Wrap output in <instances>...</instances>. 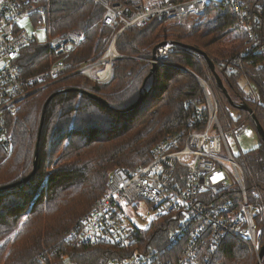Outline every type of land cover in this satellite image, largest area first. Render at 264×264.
I'll return each instance as SVG.
<instances>
[{"label": "trees", "instance_id": "16d2710c", "mask_svg": "<svg viewBox=\"0 0 264 264\" xmlns=\"http://www.w3.org/2000/svg\"><path fill=\"white\" fill-rule=\"evenodd\" d=\"M239 1L254 19V42L248 41L250 29L238 14L236 1L211 0L202 22L166 26L152 18L120 33L115 49L122 57L113 61L109 81L73 74L31 94L16 115L8 117L13 147L0 159V264H106L130 258L136 249L144 253L149 247L159 250L157 264L180 262L190 230L167 247L178 225L171 215L137 231V244L128 250L110 243L67 242L64 235L105 196L114 168L134 172L150 162L153 148L169 135L206 127L205 118L195 115L205 104L199 77L216 91L223 126L227 127L228 118L234 124L247 120L257 131L247 112L230 103L203 56L177 51L171 64H159L151 73L152 65L144 59L165 40L205 53L235 100L245 99L241 78L246 77L259 93L247 104L264 128V0ZM46 11L52 35L75 32L82 37L69 58L73 70L100 59L115 34L103 23L105 8L94 0H47ZM52 62L49 43L37 41L23 48L18 58L28 75L45 71ZM60 88L70 90L50 101L41 124L46 100ZM144 93L134 109L125 111ZM234 109L237 119L230 116ZM257 135L259 145L236 159L248 198L258 206L255 220L264 241V142ZM38 140L36 174L20 183L34 170ZM199 257L201 264H257L251 244L231 234L214 251L204 246Z\"/></svg>", "mask_w": 264, "mask_h": 264}, {"label": "built area", "instance_id": "2783aa9c", "mask_svg": "<svg viewBox=\"0 0 264 264\" xmlns=\"http://www.w3.org/2000/svg\"><path fill=\"white\" fill-rule=\"evenodd\" d=\"M46 1L0 0V159L9 155L13 147L8 132V117L18 112L28 96L61 81L72 72L74 64L69 58L83 41L75 32L52 35ZM94 1L105 8L103 23L112 27L115 34L102 59L92 64L94 67L106 62L107 77L100 78L92 72L88 76L106 82L112 76L113 61L121 57L115 49V41L120 33L131 26H141L152 18L170 22L195 14L204 15L211 0H147L146 3L144 0ZM214 1L227 3L230 0ZM234 1L245 27L250 29L248 41L257 38L252 29L254 19L249 8L239 0ZM28 18L36 30H44L48 34L53 57L48 69L33 75L26 74L18 63L21 50L37 41L23 26V21ZM251 46L249 49H252ZM179 49L199 56L198 52L178 42L165 41L155 47L150 58L144 60L151 65L163 64ZM240 61V57H237L236 62ZM85 69L81 67L78 71ZM205 88L209 89L208 86ZM244 88L247 97L253 98L248 87ZM195 115L200 120L205 118V128L169 135L153 148L150 162L134 172L114 168L107 180L105 196L80 218L64 239L87 244H117L124 250L131 249L137 244L135 236L139 229L131 226L117 197L126 203L140 198L153 206L154 219L166 215L177 219L176 231L167 247L190 230L183 257L177 264H201L199 254L202 248L208 245L214 251L228 234L252 243L258 251L262 241V230L255 221L258 206L248 198L242 168L232 155L227 141L229 136H240L249 124L232 126L228 118L227 127L223 128L218 119L217 105L212 101H208L207 106L199 107ZM230 115L236 119V115ZM224 151L228 154H223ZM132 255L106 264H157L160 260L159 250L155 247H149L144 253L136 249Z\"/></svg>", "mask_w": 264, "mask_h": 264}, {"label": "rangeland", "instance_id": "374dc122", "mask_svg": "<svg viewBox=\"0 0 264 264\" xmlns=\"http://www.w3.org/2000/svg\"><path fill=\"white\" fill-rule=\"evenodd\" d=\"M147 0H144V3H146ZM205 15V14H204ZM204 15H193V16H190L189 18H185V19H177L175 21H163V23L166 25V26H169L171 24H174V23H178V22H186L190 25L191 23H199V22H202L204 21L205 19V16ZM23 26L24 28H26L31 34H33L35 36V38L37 39V41L39 43H48V41L50 40L48 34L44 31V30H36L34 28V25L33 23L31 22V19L28 18L27 20L23 21ZM256 40V38L254 39H251L250 38V43L254 42ZM165 41H168V40H165ZM164 41V42H165ZM169 41H172V40H169ZM175 42V41H174ZM177 42V41H176ZM180 43V42H178ZM182 46H185V47H188L190 48L191 50L195 51V52H198L199 53V56H196V57H202L203 54L201 51H198L197 49L195 48H192L190 46H187V45H184L182 43H180ZM158 46V45H157ZM177 51H184L183 49H179V50H176L174 53H176ZM174 53H172L171 56L174 55ZM190 53V52H188ZM192 54V53H190ZM194 55V54H192ZM195 56V55H194ZM106 57V56H105ZM105 57L103 59H105ZM122 57V56H121ZM204 57V56H203ZM171 58V57H170ZM102 59V58H101ZM206 60V59H205ZM241 60V58H240ZM236 61V60H235ZM208 63V62H207ZM240 62H236V64H239ZM94 63H91V64H86V65H83V67H86V69L82 72H85L86 76L89 78L88 76V73L89 72H92L93 75L97 76V77H100V78H105L107 77L108 75V65L106 62H103V63H99L97 65H95L93 67ZM163 64H171L170 62V59H168V61L166 63H163ZM90 65V66H89ZM92 65V66H91ZM158 66V64H156ZM209 65V64H208ZM210 67V66H209ZM80 69V68H79ZM211 69V67H210ZM72 70V69H71ZM91 70V71H90ZM212 70V69H211ZM215 71L217 72L216 70V66H215ZM82 72H79L78 69L76 70H72V72L70 71L69 74L65 75L64 77L67 78V76H71L73 74H76V73H82ZM213 72V70H212ZM72 73V74H71ZM113 74V73H112ZM214 74V72H213ZM217 74L220 76V74L217 72ZM112 77V76H111ZM214 77H215V74H214ZM221 78V76H220ZM65 79V78H64ZM92 79V78H91ZM199 79V82L202 86V89H203V93H204V97H205V104L203 106H207L208 105V101H212L214 104L217 105V109H218V115H219V108H220V101H219V98L216 94V91L214 90V88L210 85L209 82H207L206 80L202 79V78H198ZM222 79V78H221ZM243 79L242 80V84H243V90L245 89L244 87H248V92H252V97L256 96L258 97V90L254 88V86L248 81V79L246 77H243L241 78ZM94 80V79H93ZM110 80V79H109ZM108 80V81H109ZM215 80H216V77H215ZM217 82V80H216ZM223 82V80H222ZM218 84V83H217ZM224 85V83H223ZM206 86L209 87L208 88H205ZM219 86V85H218ZM220 87V86H219ZM222 88V87H220ZM224 88L227 90V88L225 87L224 85ZM223 89V88H222ZM61 90H64V89H59L57 91H61ZM224 91V90H223ZM225 93V92H224ZM228 93V91H227ZM226 94V93H225ZM250 94V93H249ZM229 95V93H228ZM226 94V96L228 97L230 103H232L231 101H233L234 103H240V105H247V107H249V105L247 104L248 101L252 100V98H248L247 97V93L245 92L244 90V98L242 99H239V100H235L234 98H232L230 95L228 96ZM253 97V98H254ZM22 107V105H21ZM20 107V108H21ZM235 108H238V107H235ZM240 109V108H239ZM243 109V108H241ZM250 111L246 110V109H243L247 112V119H251L253 122H254V119L253 117L255 116L254 114V111L249 107ZM207 111V110H206ZM237 111V110H236ZM235 109L233 111H231V113H233L234 115H236V119H237V116L239 115L238 112H236ZM250 114H252L250 116ZM16 115V114H14ZM231 116V115H230ZM232 117V116H231ZM219 119V117H218ZM220 122V121H219ZM225 123L227 124V120H225ZM243 122L241 123H238V124H234L232 123V126H238L240 124H242ZM246 124H249V126L245 129V131L238 137H235V136H229L227 141H228V145L230 147V150L232 152V155L237 157L239 156L240 154L242 153H245V152H248L250 150H252L253 148L257 147L260 143V140H259V137L257 135V131L255 130V128L250 125V123L246 120V122H244ZM221 124V123H220ZM255 124V123H254ZM222 125V124H221ZM222 127L224 128V126L222 125ZM250 133V135H249ZM223 154L227 155V151H224ZM117 202L118 204H120L123 209H124V212H125V215L127 216V218L131 221V226L132 227H136L138 228L139 230H145L149 225L150 223L154 220L155 218V210L153 208V206L151 204H149L146 200L144 199H135L133 200L132 202L130 203H126L125 201H123L121 198L117 197ZM94 206V205H93ZM92 209V207H91ZM90 209V210H91ZM89 210V211H90ZM86 212L85 214H83L82 216H85L87 213ZM81 216V217H82ZM170 216V215H169ZM168 215H166V217H169ZM80 217V218H81ZM256 221V220H255ZM76 225H74L72 228H70L68 232H70V230H72ZM260 227V226H259ZM260 229L262 230V228L260 227ZM67 235V234H65ZM65 235H64V238H65ZM248 242V241H246ZM250 243V242H249ZM264 244V241L262 240L261 241V246L259 247V250L256 251L253 244H251L252 248H253V251H254V254H255V257H256V262L257 264H263V261H260L259 260V254H260V251H261V247L262 245ZM133 254V253H132ZM108 262V261H107Z\"/></svg>", "mask_w": 264, "mask_h": 264}, {"label": "water", "instance_id": "95a60500", "mask_svg": "<svg viewBox=\"0 0 264 264\" xmlns=\"http://www.w3.org/2000/svg\"><path fill=\"white\" fill-rule=\"evenodd\" d=\"M204 58L206 59V61L208 62L209 66L211 67V69L213 70L214 74H215V77H216V80H217V83L220 87L223 88L224 92L228 95L227 93V90L224 88V85H223V82H222V79L220 78V76L217 74V72L215 71V65L214 63L208 58V56L205 54V53H202ZM157 68V65L156 64H153L152 65V70H151V73L154 72V70ZM66 91L67 90H70V89H65ZM65 90H61V91H57L53 94H51L48 99L46 100L45 102V105H44V108H43V114H42V120H41V124H43V121H44V116H45V112L47 110V107L50 103V101L57 95L59 94L60 92L62 91H65ZM147 95V93H144L140 98L139 100L134 103L131 107H129L128 109H126L125 111L127 110H131V109H134L143 99L144 97ZM91 96L99 101L100 103L104 104V105H108L107 101L104 100L102 97H99L95 94H91ZM229 96V95H228ZM232 104L235 106V107H238V108H243V109H246L248 111H250L249 107H247V105H240V103H234L233 101H231ZM254 119V123H255V126H256V129H257V132L259 133V135L261 136V139L262 141L264 142V128L262 127V125L259 123V121L257 120L256 116L253 117ZM38 146H39V140H38V143H37V150H36V155H35V161H34V170L33 172L28 176L26 177L25 179L21 180L20 183H23V182H27L29 181L32 176H34L36 174V171H37V159H38V156H39V151H38ZM17 184V183H16ZM264 259V244L262 245L261 247V251H260V254H259V260L260 261H263ZM259 264V263H258Z\"/></svg>", "mask_w": 264, "mask_h": 264}, {"label": "snow or ice", "instance_id": "6c2138e0", "mask_svg": "<svg viewBox=\"0 0 264 264\" xmlns=\"http://www.w3.org/2000/svg\"><path fill=\"white\" fill-rule=\"evenodd\" d=\"M249 135H250V133H249Z\"/></svg>", "mask_w": 264, "mask_h": 264}]
</instances>
